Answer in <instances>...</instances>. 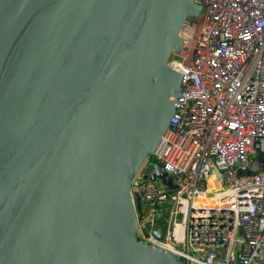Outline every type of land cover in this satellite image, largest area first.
I'll list each match as a JSON object with an SVG mask.
<instances>
[{
    "label": "water",
    "instance_id": "1",
    "mask_svg": "<svg viewBox=\"0 0 264 264\" xmlns=\"http://www.w3.org/2000/svg\"><path fill=\"white\" fill-rule=\"evenodd\" d=\"M200 9L0 0V264H185L138 239L131 185L170 124L182 74L169 61Z\"/></svg>",
    "mask_w": 264,
    "mask_h": 264
},
{
    "label": "built area",
    "instance_id": "2",
    "mask_svg": "<svg viewBox=\"0 0 264 264\" xmlns=\"http://www.w3.org/2000/svg\"><path fill=\"white\" fill-rule=\"evenodd\" d=\"M197 2L200 20L169 61L181 89L152 154L174 187L135 177L138 239L185 264H264V0Z\"/></svg>",
    "mask_w": 264,
    "mask_h": 264
},
{
    "label": "rangeland",
    "instance_id": "3",
    "mask_svg": "<svg viewBox=\"0 0 264 264\" xmlns=\"http://www.w3.org/2000/svg\"><path fill=\"white\" fill-rule=\"evenodd\" d=\"M151 167H152V165H146V168L148 169V172H151ZM105 178H109V177L105 176ZM81 199H83V198H81ZM71 205H69L70 210H71ZM97 208L99 210H102L101 216H104V218L107 220V222H109V216L111 215V211L109 209H107V205L104 204L103 202H101L100 200H98ZM121 223L122 222H120V220L118 218H116V217H115V219H112V221L110 222V224L107 227L105 226L104 223H100V225L103 227V232H102V233H104L103 236L106 235L107 231H109L110 229H112V228H114L116 226H119V224H121ZM121 226H122V224H121Z\"/></svg>",
    "mask_w": 264,
    "mask_h": 264
},
{
    "label": "crops",
    "instance_id": "4",
    "mask_svg": "<svg viewBox=\"0 0 264 264\" xmlns=\"http://www.w3.org/2000/svg\"><path fill=\"white\" fill-rule=\"evenodd\" d=\"M146 165H152L151 167V171L153 172L154 169H157L158 167H160V165L156 164L153 161V156L152 154L149 156V158H147V160L145 161L144 165L142 166V168H140V170L138 171V173L134 176L133 180L135 179V177L140 173H147L148 169L146 168ZM132 180V182H133Z\"/></svg>",
    "mask_w": 264,
    "mask_h": 264
},
{
    "label": "bare ground",
    "instance_id": "5",
    "mask_svg": "<svg viewBox=\"0 0 264 264\" xmlns=\"http://www.w3.org/2000/svg\"><path fill=\"white\" fill-rule=\"evenodd\" d=\"M191 20H192V19H190L189 22H190ZM193 20H194V19H193ZM193 20H192L190 23H187V24L183 27V29H182V35H183V36H185L187 26L191 24V25H193V27H194V24L197 25V20H200V18H199V19H195L194 21H193ZM181 50H182V49H181ZM180 52H181V51H180Z\"/></svg>",
    "mask_w": 264,
    "mask_h": 264
}]
</instances>
